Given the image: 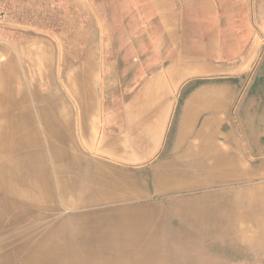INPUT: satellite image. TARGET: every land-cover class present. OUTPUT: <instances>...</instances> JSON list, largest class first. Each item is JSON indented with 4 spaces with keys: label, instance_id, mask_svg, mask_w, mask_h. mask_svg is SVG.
<instances>
[{
    "label": "bare ground",
    "instance_id": "bare-ground-1",
    "mask_svg": "<svg viewBox=\"0 0 264 264\" xmlns=\"http://www.w3.org/2000/svg\"><path fill=\"white\" fill-rule=\"evenodd\" d=\"M18 104L10 101L7 109L6 104L1 108L8 125L20 126L0 130V163L7 170V185L0 187V238L6 237L0 240L1 264H208L210 250L200 247L203 242L251 240L250 230L242 226L247 222L258 240L264 236V187L252 194L246 189L224 196L217 192L252 180L241 149L247 141L264 152L258 142L264 134L258 98L241 100L239 123L219 132V141L213 139L216 128L204 120L203 133L195 140L201 145L187 151L196 154L191 162L152 163L146 177L150 188L134 169L114 162L120 158L77 161L66 147L70 127L48 115L49 106L41 113L50 154L44 161L33 151L36 141L24 130L29 118L17 110ZM15 111L16 118L11 115ZM133 135L120 137L133 145L128 149L132 153L145 155L148 148L135 146ZM151 195L158 199L148 200ZM227 196L229 201H220Z\"/></svg>",
    "mask_w": 264,
    "mask_h": 264
},
{
    "label": "rangeland",
    "instance_id": "rangeland-1",
    "mask_svg": "<svg viewBox=\"0 0 264 264\" xmlns=\"http://www.w3.org/2000/svg\"><path fill=\"white\" fill-rule=\"evenodd\" d=\"M58 1L60 4L57 7L60 14L50 15V26H53L54 33L58 32V36L50 37L44 33L48 39H45L43 45V62L40 61L38 54V62L41 63L43 71L23 70L19 72L21 75L19 80L11 81L13 86L11 92L19 98L17 110L20 109L19 111L24 112L29 118V123L24 126V130L36 141L33 144V151L41 153L44 161L50 160V154L48 139L41 125V113L46 111L48 106L50 108L48 115L70 127L71 142L66 147L75 155L77 161L84 160L86 157H96L101 162L109 163L113 160L110 158L112 157L110 146L106 144L104 136H112L115 133L124 135L128 117L133 113L139 114L142 110L146 111L148 105L155 102L152 115L157 118L158 125L149 136L140 139L141 147L149 146L146 154L140 156L132 153L131 150H123L120 153L123 156L120 161L125 163L120 165L134 169L138 178L145 179L146 188H150V181L146 177L152 163L157 161L191 162L190 157L185 155L184 148L187 143L197 138L202 120L195 111V106L202 100V95L197 96L191 103L195 108L192 113L189 111L187 114L185 110L183 111L187 97L193 91L203 87L207 89V85L215 83L220 86L215 98H221L224 94L223 87L230 89L229 117L226 123L222 122L220 128L214 129V141H219V132L229 129L232 123L235 125L239 123L236 108L241 100L250 97L258 98L262 105L259 112L264 114V0H211V5L207 4L208 0H204L203 16L197 13L198 16L195 17L189 12L187 16L181 17L178 34L181 36V41L185 40L186 44L179 46L180 56H187V58L196 56L199 62L200 58L202 59L204 66L211 63L215 69L217 66V70L208 71L204 68L198 78L188 80L185 85L155 86L150 88L146 95L139 94L142 88L141 83L152 71H138L132 66L117 71L115 66L122 63L132 65L138 61H151V57L146 54H133L132 49L136 44L139 49L143 48L147 52L148 49H153L152 43L156 39L135 40L125 36L122 39V46L119 43L121 40L116 39L115 36V15L108 13L109 36L102 39L92 38V43L98 44V48L95 47L96 51L91 54L83 51L84 40L77 38L76 53L73 58V55L69 53V39L65 34L69 18L64 12L62 0ZM190 7L188 5L186 10L189 11ZM193 18H197V21H193ZM83 24L84 18L80 17L76 21V26H83ZM187 24L189 27L186 29ZM184 35L187 37H182ZM99 40H102L101 51ZM160 41L163 39L161 38ZM49 42L51 44H48ZM166 48L168 47L165 43L159 42L156 53L151 51L155 53L157 65L159 61H164V64L167 62L170 49L167 50L165 59ZM131 51L132 53H129ZM34 56L32 57L30 53H22L19 61L23 63V66L28 63V67L31 64L35 67V63H32L35 61ZM57 65L59 70H56ZM203 98H206V95ZM132 100L136 102L138 111L135 110V106L129 109L128 104ZM0 114L3 112L0 111ZM211 116L214 120L215 115ZM194 117H196L195 121ZM1 121L0 116V123ZM260 135L258 142L264 145V134L260 133ZM133 136V140H138L137 135ZM246 143L247 141L243 142L241 151L249 164L245 172L251 175L252 180L248 183L231 184L233 187L218 189L220 191L217 192H222L223 196L232 195L233 189H246L252 194L264 187V152L260 153L253 145ZM3 169H6L5 162L0 163L1 173L4 172ZM6 173L7 170L4 174ZM189 176L191 175H186L184 178ZM2 185H7V174L3 180L0 178V187ZM157 199L158 197L154 195L148 197L150 201ZM229 199L230 196H227L220 198V201H229ZM242 226L250 230L248 238L251 237V240L232 243L227 241L228 243L225 242V244L209 240L203 242L204 244L200 247L210 250L205 257L208 264H264V236L260 240L257 239L260 236L253 231L252 223L247 222Z\"/></svg>",
    "mask_w": 264,
    "mask_h": 264
},
{
    "label": "crops",
    "instance_id": "crops-1",
    "mask_svg": "<svg viewBox=\"0 0 264 264\" xmlns=\"http://www.w3.org/2000/svg\"><path fill=\"white\" fill-rule=\"evenodd\" d=\"M204 3V0H62L61 4H63L64 12L69 18L65 30V34L69 39V53L75 58L77 38L84 40L83 51L85 53L91 54L95 52V47H97L98 44L94 45L92 43V38L98 37L102 39L109 36V33H107L109 28L107 23L109 21L108 13H111L112 16L115 15L116 19V39L121 40L119 43H121L122 46V39L125 36L135 40L145 38L148 40L151 38L156 39L152 43L153 49H148L147 52H145L143 48L139 49V46H136V44L135 48L132 49L133 54H146L151 57V61H138L134 62L132 65H125L124 63L117 65L115 63L117 71L118 69L124 70L128 66H132L133 69L138 71H152L142 81V88L139 92L140 95H146L149 89L155 86L185 85L188 80L198 78L202 74L204 68H207L208 71H214L215 69L211 63H208L205 67L201 62L202 59L200 58L199 62L196 56H190V58H187V56H180L179 46L186 44L185 40L183 42L181 41V36L178 34L181 27V17L187 16L189 12L195 17L198 16L197 13L203 16ZM59 4L58 0H7L8 16L0 22L7 30V39L0 42V111H2L1 108H4V104H6L5 108L7 109V103H10V101L19 102V98L11 92V88L13 87L11 81L12 79H20L21 75L19 72L23 70L27 71L28 69L30 71L35 69L37 72L43 71L41 63L38 62V54L40 55V61L43 62V45L45 39H48L44 33H46L47 36L50 35V37L58 36V32L54 33L53 26H50V15L60 14V10L58 9ZM207 4L211 5L212 1L208 0ZM188 5L191 6L189 11L186 10ZM80 17L84 18V24L83 26H76V21L79 20ZM193 21L196 22L197 18H193ZM51 23H53V21ZM55 23H58L57 18L55 19ZM188 27L189 25L187 24L186 29ZM190 33H192V31ZM185 36L186 35L182 37L186 38L187 36ZM161 38L163 41H160ZM159 42L165 43L168 47L164 50V56L168 53V49H170V54L165 64L164 61H159L157 65L155 62V50ZM48 44H51V42ZM101 46L102 40H99L100 51ZM136 49H138V52H136ZM152 50L155 51V53L151 52ZM122 51L125 53V49ZM132 51L129 53H132ZM22 53H30L32 57L35 55V61H32V63H35V67L32 64L28 67V63H25V66H23V63L19 61V57ZM53 69L54 66L52 65V70ZM56 70H59L58 65L56 66ZM215 70H217V66ZM40 77H43L42 73ZM37 79L38 77L36 76V80ZM207 86V89L203 87L193 91L190 96L187 97V103L184 105L185 107L183 109V111L185 110L188 114L189 111V113H192L196 108V113L202 117L199 133H203L202 123L204 120H209L211 126L217 129L220 128L223 121L226 123L229 117L228 108L231 102L229 96L230 89L228 87L225 88L226 86L223 87V93H225L222 96V102L219 103V98H215V96L220 90V86L215 83H211ZM199 95H202V100L194 108L191 103ZM204 95H206V98H203ZM135 103L136 102L132 100L128 104V107L133 108L135 106V110L138 111V107H136ZM154 104L155 102L150 103L146 111L142 110L139 114L133 113L130 115L128 121L125 123L124 133H135L138 135L144 132L150 134L154 132L155 126L158 125L157 118H154L152 115ZM19 112L15 111L11 113L12 117L16 118L17 114L19 116ZM211 115H215V121L212 119L213 117ZM0 116L2 118L0 130L7 132V130H11L14 127H20L17 124H7V112L0 114ZM195 119L196 117H194V121ZM150 121L151 124H149ZM227 125H229V123ZM127 128H131L132 130ZM120 134L121 133H115L112 136H104L106 144L110 146L111 159L123 158L120 153H122L123 150L133 148V145L129 146L121 140ZM131 138L133 140L132 136ZM139 139L141 138L138 137V140ZM138 140L134 142V145L139 147L140 143ZM195 140L187 143L184 148L186 149L185 155L189 156L191 161L196 158L194 157L196 154L194 155V153H192L187 155V151L201 145V141L197 142ZM145 147L149 149L148 145ZM117 163L125 164L120 160H118ZM5 239L6 237L2 240L0 238L2 242L5 241ZM2 252L0 248V258L3 256L5 257ZM2 262L0 261V264Z\"/></svg>",
    "mask_w": 264,
    "mask_h": 264
},
{
    "label": "built area",
    "instance_id": "built-area-1",
    "mask_svg": "<svg viewBox=\"0 0 264 264\" xmlns=\"http://www.w3.org/2000/svg\"><path fill=\"white\" fill-rule=\"evenodd\" d=\"M8 9H7V0H0V22L7 18ZM7 39V30L3 24L0 23V42Z\"/></svg>",
    "mask_w": 264,
    "mask_h": 264
}]
</instances>
